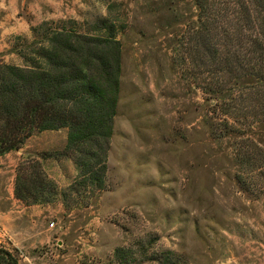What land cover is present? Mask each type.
<instances>
[{
  "label": "rangeland",
  "instance_id": "1",
  "mask_svg": "<svg viewBox=\"0 0 264 264\" xmlns=\"http://www.w3.org/2000/svg\"><path fill=\"white\" fill-rule=\"evenodd\" d=\"M198 15L195 0H0L8 64H45L37 53L55 32L106 35L107 20L122 44L105 189L71 191L79 169L65 152L66 128L35 132L16 169L11 157L0 161V249L19 264H264V187L250 185L263 177L237 158L240 147L254 157L264 148V97L259 89L229 96L228 74L181 66ZM24 162L40 163L51 202L15 197Z\"/></svg>",
  "mask_w": 264,
  "mask_h": 264
},
{
  "label": "trees",
  "instance_id": "2",
  "mask_svg": "<svg viewBox=\"0 0 264 264\" xmlns=\"http://www.w3.org/2000/svg\"><path fill=\"white\" fill-rule=\"evenodd\" d=\"M195 3L199 27L194 31V42H187L178 53L181 66L191 69V75L205 70L203 73L220 80L228 74L230 81L234 79L227 91L229 96L235 90L259 89L258 94L262 91L264 97V0ZM101 27L108 32L106 35L67 29L55 32L49 38L50 46L37 53L45 62L42 65L20 67L0 60V157L21 149L35 132L66 128L65 152L75 154L79 169V179L71 186L76 194L95 193L106 187L122 72V44L115 36L112 22L104 21ZM248 78L252 83L249 86L244 83ZM217 92L220 91H208L215 101L222 98V91L221 95H214ZM224 112L230 111L226 108ZM256 150L258 157L240 147L237 158L253 172L260 170L257 173L263 179L258 185L255 180L250 185L264 187V148ZM39 156L45 159L47 155ZM53 186L40 170L39 162L19 165L15 181L17 199L27 204L51 202L42 193ZM86 196L80 199L88 206L91 198ZM122 251L118 249L117 255ZM0 264L19 261L11 251L0 249Z\"/></svg>",
  "mask_w": 264,
  "mask_h": 264
},
{
  "label": "crops",
  "instance_id": "3",
  "mask_svg": "<svg viewBox=\"0 0 264 264\" xmlns=\"http://www.w3.org/2000/svg\"><path fill=\"white\" fill-rule=\"evenodd\" d=\"M24 150H25V149L23 148V149H21V150H19V151H13V152H11V153H9V154L3 156V157H0V161H1V160H4V158H6V157H11V158H10V162L14 164L13 167L16 169V167H17L19 161L23 158V154L25 153ZM12 156H13V157H12ZM14 158H15V160H12V159H14ZM16 162H17V163H16ZM7 167H9V166H7ZM15 169H14V170H15ZM14 181H15V179H14ZM10 193H11V196L14 195V186L12 187ZM2 207H3V206L0 205V211L2 210Z\"/></svg>",
  "mask_w": 264,
  "mask_h": 264
}]
</instances>
